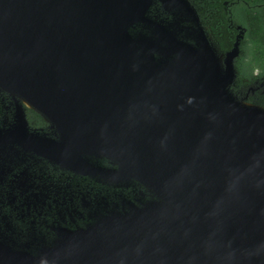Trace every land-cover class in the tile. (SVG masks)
Segmentation results:
<instances>
[{
    "label": "water",
    "instance_id": "water-1",
    "mask_svg": "<svg viewBox=\"0 0 264 264\" xmlns=\"http://www.w3.org/2000/svg\"><path fill=\"white\" fill-rule=\"evenodd\" d=\"M237 29L221 52L190 0H0V88L58 127L49 155L150 194L37 253L0 242V264H264V107L233 92Z\"/></svg>",
    "mask_w": 264,
    "mask_h": 264
},
{
    "label": "flooded vegetation",
    "instance_id": "flooded-vegetation-1",
    "mask_svg": "<svg viewBox=\"0 0 264 264\" xmlns=\"http://www.w3.org/2000/svg\"><path fill=\"white\" fill-rule=\"evenodd\" d=\"M157 12L167 20L173 17L158 2L150 15ZM44 140L59 143L58 127L23 98L0 88L1 243L37 253L52 245L61 230L83 228L124 202L150 198L136 181H109L74 171L56 152L49 155L53 148ZM90 160L104 169H118L106 158Z\"/></svg>",
    "mask_w": 264,
    "mask_h": 264
},
{
    "label": "trees",
    "instance_id": "trees-1",
    "mask_svg": "<svg viewBox=\"0 0 264 264\" xmlns=\"http://www.w3.org/2000/svg\"><path fill=\"white\" fill-rule=\"evenodd\" d=\"M204 25L215 23L214 37L221 52L231 50L241 26L245 29L241 56L236 62L238 85L233 92L244 99L249 87L264 82V0H193ZM226 35L224 39L221 37ZM253 96V97H252ZM248 96V102L264 107V88Z\"/></svg>",
    "mask_w": 264,
    "mask_h": 264
},
{
    "label": "rangeland",
    "instance_id": "rangeland-1",
    "mask_svg": "<svg viewBox=\"0 0 264 264\" xmlns=\"http://www.w3.org/2000/svg\"><path fill=\"white\" fill-rule=\"evenodd\" d=\"M203 26L207 29V32L210 35L211 39L216 44V46L219 48V44H218L219 39L217 37H214V34H213V28L215 27V23H211L209 26L208 25H204V23H203ZM225 37H226V35L224 34L221 38L224 39ZM219 51H221V50L219 49ZM237 85H238V82H236V86ZM262 86H264V85H256V86H253V87L250 86L249 89L246 92L247 95L245 96L244 99L248 100L249 94L252 96L254 93H256L258 91V89H260V91H261V87Z\"/></svg>",
    "mask_w": 264,
    "mask_h": 264
}]
</instances>
